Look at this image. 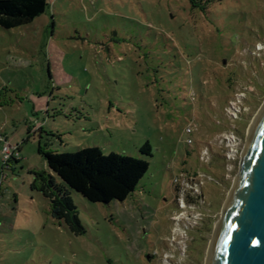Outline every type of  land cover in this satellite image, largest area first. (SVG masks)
I'll return each mask as SVG.
<instances>
[{"label": "rangeland", "instance_id": "374dc122", "mask_svg": "<svg viewBox=\"0 0 264 264\" xmlns=\"http://www.w3.org/2000/svg\"><path fill=\"white\" fill-rule=\"evenodd\" d=\"M48 2L31 24L0 27V264H167L173 181L188 175L203 177L206 204L172 264H207L264 105V0ZM3 145L16 151L5 170ZM93 147L150 167L124 202L72 192L76 235L36 181L50 173L43 151Z\"/></svg>", "mask_w": 264, "mask_h": 264}, {"label": "trees", "instance_id": "16d2710c", "mask_svg": "<svg viewBox=\"0 0 264 264\" xmlns=\"http://www.w3.org/2000/svg\"><path fill=\"white\" fill-rule=\"evenodd\" d=\"M188 1L194 7L202 2ZM48 8V0H0V27L10 30L26 26ZM141 153L151 156L149 143L141 148ZM42 154L50 173L38 174L37 188L50 200L53 218L63 222L76 235L84 234V229L71 198L72 192L81 194L91 203L124 202L138 189L150 167L144 159L114 153L105 155L98 147L80 149L77 153L43 151ZM5 167L2 162V170Z\"/></svg>", "mask_w": 264, "mask_h": 264}, {"label": "water", "instance_id": "95a60500", "mask_svg": "<svg viewBox=\"0 0 264 264\" xmlns=\"http://www.w3.org/2000/svg\"><path fill=\"white\" fill-rule=\"evenodd\" d=\"M207 264H264V105L249 128Z\"/></svg>", "mask_w": 264, "mask_h": 264}, {"label": "built area", "instance_id": "2783aa9c", "mask_svg": "<svg viewBox=\"0 0 264 264\" xmlns=\"http://www.w3.org/2000/svg\"><path fill=\"white\" fill-rule=\"evenodd\" d=\"M187 133L191 134L192 130L187 129ZM191 143V141L189 142ZM230 152H235L236 139L233 135L226 141ZM16 151L10 146L5 145L2 149V162L10 167V162L15 157ZM209 160L212 157L208 155ZM175 190V204L178 208V215L175 219V225L172 232L171 244L172 251L165 256L164 262L172 264L175 258H184L187 255L188 246L193 231L199 227L203 210L206 204L205 195L203 191V177L197 175H188L183 178L177 177L173 181Z\"/></svg>", "mask_w": 264, "mask_h": 264}, {"label": "bare ground", "instance_id": "6f19581e", "mask_svg": "<svg viewBox=\"0 0 264 264\" xmlns=\"http://www.w3.org/2000/svg\"><path fill=\"white\" fill-rule=\"evenodd\" d=\"M212 247V246H211ZM210 255V254H209Z\"/></svg>", "mask_w": 264, "mask_h": 264}]
</instances>
